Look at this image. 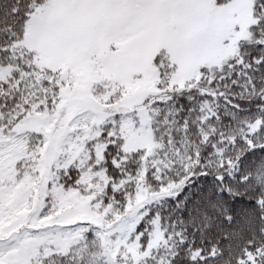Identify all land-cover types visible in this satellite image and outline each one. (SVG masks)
<instances>
[{
	"label": "snow or ice",
	"instance_id": "1",
	"mask_svg": "<svg viewBox=\"0 0 264 264\" xmlns=\"http://www.w3.org/2000/svg\"><path fill=\"white\" fill-rule=\"evenodd\" d=\"M0 264H264V0H0Z\"/></svg>",
	"mask_w": 264,
	"mask_h": 264
}]
</instances>
